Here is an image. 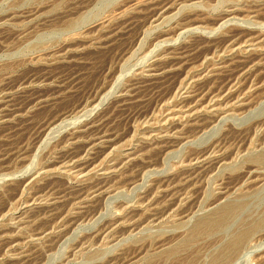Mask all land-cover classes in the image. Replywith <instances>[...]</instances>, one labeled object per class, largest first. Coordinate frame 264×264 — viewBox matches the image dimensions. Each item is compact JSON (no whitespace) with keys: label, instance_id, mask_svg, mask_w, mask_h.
I'll use <instances>...</instances> for the list:
<instances>
[{"label":"rangeland","instance_id":"obj_1","mask_svg":"<svg viewBox=\"0 0 264 264\" xmlns=\"http://www.w3.org/2000/svg\"><path fill=\"white\" fill-rule=\"evenodd\" d=\"M243 28L262 31L264 37V0H0V264H215L234 236L264 212V180H243L221 194L219 185L225 175L264 153V128L245 143L230 141L225 150L210 154L220 164L204 179L202 196L188 213L171 210L157 221L96 242L87 235L117 215L129 216L138 209L143 213L135 201L153 180L201 165L186 162L189 150L210 145L229 127L244 128L264 118V88L253 96L256 87L251 83L229 104L217 99L186 103L199 82L235 64L247 65L244 73L264 67V40L255 35L179 65L186 56L201 54L210 41ZM174 70L182 71L183 81L178 79V87L164 100L145 107L142 101L170 90ZM144 107L146 115H133ZM210 116L215 121L209 128L186 134L198 119ZM96 128L106 134L92 142ZM109 134L116 140L105 138ZM172 139L176 144H164ZM96 148L104 151L94 159ZM156 150L157 164L143 170L136 183L121 186L129 166L155 158ZM93 179H113L96 215L77 222L56 242L36 235L34 228L42 219L72 199L78 185ZM218 195L222 198L213 203ZM84 196L81 200H91ZM237 201H244L245 209L221 229L195 233L201 219L215 220L221 207ZM70 203L64 205L67 214L78 208L75 200ZM120 203L124 206L117 209ZM262 233L251 237L229 264H264V229ZM160 239L166 240L156 245ZM143 244L132 257L131 249Z\"/></svg>","mask_w":264,"mask_h":264},{"label":"bare ground","instance_id":"obj_2","mask_svg":"<svg viewBox=\"0 0 264 264\" xmlns=\"http://www.w3.org/2000/svg\"><path fill=\"white\" fill-rule=\"evenodd\" d=\"M135 1V0H134ZM150 1V0H148ZM155 1V0H154ZM160 1V0H159ZM167 1V0H166ZM191 1V0H190ZM193 1V0H192ZM165 2V1H164ZM170 2V1H169ZM172 2V1H171ZM162 3V2H161ZM132 4V3H131ZM156 4V2H155ZM173 4V3H172ZM161 5V4H160ZM169 5V4H168ZM155 6V5H154ZM192 6V5H191ZM151 7V5H150ZM171 7V6H170ZM174 7V5L172 6ZM171 7V8H172ZM262 7V6H261ZM154 8V7H153ZM259 9V8H258ZM158 11V10H157ZM156 11V12H157ZM172 11V10H171ZM260 11V10H259ZM257 11V12H259ZM263 12V10H261ZM260 11V12H261ZM160 12V11H159ZM259 12V13H260ZM261 12V13H262ZM169 13V12H168ZM239 13V12H238ZM241 13V12H240ZM165 13H163L164 16ZM255 14V12H254ZM257 14V13H256ZM157 15V14H156ZM226 15V14H225ZM228 15V14H227ZM162 16V17H163ZM201 16V15H200ZM198 16V17H200ZM221 16V15H220ZM194 17V16H193ZM197 17V18H198ZM261 17V16H260ZM259 17V18H260ZM220 18V17H219ZM221 20V19H220ZM193 22V21H192ZM216 22V21H215ZM196 23V21H195ZM193 24V23H192ZM196 29V28H195ZM180 31V30H179ZM240 33L239 34H231L228 35L220 40H214V41H210L208 46H206L205 48H203L202 52H200L201 54L195 56L194 54V58H192L193 56H186L185 58L181 59L178 61L179 65L182 62V64L185 62H189L192 61L191 59H201L202 56H206L209 53H213L216 52V50H218L219 47H225L228 48V43H238L241 41L242 38L246 37V36H252L255 35V39L258 40V38H261L263 32L262 31H258V30H253V29H249V28H243L240 29ZM165 32V31H164ZM239 32V31H238ZM160 34V33H159ZM263 37V36H262ZM220 38V37H219ZM248 38V37H247ZM245 38V39H247ZM264 40V37H263ZM262 40V41H263ZM136 41V40H135ZM255 41V40H253ZM251 40V42H253ZM200 42V41H199ZM244 43V42H243ZM241 44V43H240ZM238 43V45H240ZM197 45V43H196ZM194 45V46H196ZM226 45V46H225ZM233 45V44H232ZM262 46V45H261ZM201 47V46H200ZM234 47V46H233ZM191 48V47H190ZM197 48V47H195ZM188 49V48H187ZM198 49V48H197ZM196 49V50H197ZM231 49V48H229ZM184 50V49H182ZM195 50V49H194ZM195 50V51H196ZM228 50V49H227ZM222 51V49H221ZM188 52L189 51H185ZM192 52V51H191ZM199 52V51H198ZM219 52V51H218ZM217 52V53H218ZM183 54V52H182ZM198 54V53H197ZM263 54V53H262ZM261 54V55H262ZM252 56V54H251ZM254 56H258V55H254ZM180 57V56H179ZM249 57V56H248ZM247 57V58H248ZM179 59V58H178ZM177 59V60H178ZM207 59V58H206ZM194 60V61H195ZM205 60V59H202ZM257 60V59H256ZM259 60V59H258ZM201 61V60H200ZM263 61V60H262ZM233 62V61H232ZM173 63V62H172ZM195 63V62H194ZM231 63V62H230ZM235 63V62H234ZM248 63V62H247ZM246 63V64H247ZM253 63V62H252ZM251 63V64H252ZM181 64V65H182ZM189 64V63H188ZM262 64V63H260ZM167 65V64H166ZM170 65V63H169ZM168 65V66H169ZM250 65V64H249ZM171 66V65H170ZM185 66V65H184ZM247 65L245 64H235L232 67H230L229 69H226L222 72L221 75H217L212 79H207L205 81L199 82L196 85V90L194 91V95H192V99L191 100H187L186 103H194L195 104H199L201 105L202 103H205V101H213V99H217L223 101L224 105L225 104H229L231 100L233 99H237L238 97H240V95L246 91L248 88L247 86H249L248 84H250L251 86H255L254 88L256 89V91L254 93H250L251 95L254 96V94H256L258 91L263 90L264 88V71L263 72H259L261 69H263L264 67L259 69H254L253 71L251 69V71H248L245 73L243 72L244 70H246ZM254 66V65H253ZM259 66V64H258ZM174 67V66H173ZM178 68V66H177ZM183 68V67H182ZM228 68V67H227ZM175 69V67L173 68ZM172 69V70H173ZM179 69V68H178ZM224 69V68H223ZM249 69V68H248ZM162 71V70H161ZM182 72V71H181ZM178 70H174L172 73H170V77H172L173 82L172 87L170 88V90L165 91V89H162V91L160 92H156L154 97L152 98V100H146L142 101V103H144L145 107L146 105H150V103L152 102L154 104L157 102H161L162 100H164L167 96H169V94L171 93V91L177 86V81L179 79V77H181L183 75V73H181ZM219 72V71H218ZM243 72V73H242ZM164 74V73H163ZM162 74V75H163ZM168 74V72L166 73ZM216 74V73H215ZM213 75V74H212ZM204 76V75H203ZM163 77H166L165 75ZM207 77V76H206ZM209 77V76H208ZM213 77V76H212ZM203 78V77H202ZM171 79V80H172ZM181 79V78H180ZM179 79V80H180ZM206 79V78H205ZM162 80V79H161ZM160 80V81H161ZM164 80V79H163ZM182 80V79H181ZM183 81V80H182ZM180 81V84L181 82ZM168 83V82H167ZM161 84V83H159ZM158 84V85H159ZM179 84V85H180ZM136 85V84H135ZM195 86V85H194ZM193 86V87H194ZM251 86L249 88H251ZM134 87V86H133ZM142 87V86H141ZM140 87V88H141ZM162 87V86H161ZM178 87V86H177ZM167 88V87H166ZM192 88V87H191ZM258 88V89H257ZM136 89V88H134ZM155 89V88H154ZM179 89V88H178ZM252 89V88H251ZM164 90V91H163ZM135 93V90H133ZM133 92H131L130 94H132ZM189 93V95H190ZM244 96V95H243ZM250 96V95H249ZM253 96H250V98L252 99ZM132 97V96H131ZM130 97V99H131ZM134 97V96H133ZM128 98V97H125ZM124 98V99H125ZM136 98V96H135ZM249 98V99H250ZM248 99V98H247ZM246 99V100H247ZM123 100V99H121ZM245 100V101H246ZM119 104H120V100ZM117 101V102H118ZM132 101V100H131ZM138 101V100H137ZM148 101V102H147ZM235 101V100H234ZM239 101V100H237ZM250 101V100H249ZM122 102V101H121ZM128 102V101H127ZM182 103V102H181ZM192 103V104H193ZM218 103V102H217ZM232 103V101H231ZM236 103V102H235ZM241 103V102H240ZM243 103V102H242ZM245 103V102H244ZM251 103V102H250ZM152 104V105H153ZM183 104V103H182ZM191 104V105H192ZM207 104V102H206ZM221 104V103H220ZM219 104V105H220ZM234 104V103H233ZM237 104V103H236ZM118 105V104H117ZM126 106V104H124ZM141 105V104H140ZM139 105V106H140ZM217 105V106H219ZM223 105V106H224ZM128 106V105H127ZM137 106V105H136ZM194 106V105H192ZM203 106V105H202ZM207 106V105H206ZM216 106V107H217ZM230 106V105H229ZM244 106V105H243ZM113 106H111L112 108ZM119 107V106H118ZM141 108L139 111L134 112L133 115L135 117H141L144 116V114L146 115L147 113V109ZM152 107V106H151ZM185 107V106H184ZM183 107V108H184ZM188 107V106H187ZM186 107V108H187ZM198 107V106H196ZM121 108V107H120ZM126 108V107H125ZM124 108V110H125ZM153 108V107H152ZM214 108V107H212ZM225 108V107H224ZM220 109V108H219ZM231 109V108H230ZM150 110V109H149ZM192 110V109H191ZM122 111V110H121ZM120 111V112H121ZM195 111V110H194ZM124 112V111H122ZM128 112V111H127ZM192 112V111H191ZM119 113V112H118ZM126 113V112H124ZM69 114V113H68ZM106 114V113H105ZM131 114V113H130ZM207 114V113H206ZM67 115V114H66ZM101 115V114H100ZM203 115V114H202ZM216 115V114H215ZM108 116V114L106 115V117ZM201 116V115H200ZM199 116V117H200ZM203 116H206L205 114ZM97 117V116H96ZM112 117V116H111ZM133 117V116H132ZM134 117V118H135ZM146 117V116H145ZM98 118V117H97ZM128 118V117H127ZM143 118V117H142ZM103 119V118H102ZM197 119V118H194ZM193 119V120H194ZM60 120V119H59ZM112 120V119H111ZM191 121V120H190ZM215 121L214 117H203L201 119H198V122L196 124H194V126L191 128V130H189L186 134L190 133L189 135H196L197 133L209 128V126ZM94 120H93V124H94ZM100 122V121H99ZM196 122V121H195ZM88 123V122H87ZM98 123V122H97ZM104 123V122H102ZM101 123V125H102ZM194 123V122H193ZM192 123V124H193ZM91 123V126L93 125ZM87 125V124H86ZM85 125V126H86ZM99 125V124H98ZM109 125V124H108ZM90 126V125H89ZM96 126V125H95ZM107 126V125H106ZM111 127V126H110ZM180 127V126H179ZM191 127V126H189ZM84 127H82L83 129ZM87 128V127H86ZM259 128H264V118H261L257 121H255L254 123L250 124L247 127L244 128H233V127H229L225 132H223V134L215 141H213L210 145L205 146L204 148L201 149H191L188 151L187 155H186V162L188 161L189 163L194 162H199L202 163L199 166H195L194 167H189L188 170H184L182 173L179 172V174H174L172 176H166V177H161L157 180H153L152 183L150 184V186L140 195H138L137 200L135 201V203L138 205V207H143L142 210L144 211L143 213L138 212V210H135L133 212L130 211V215H126V216H115L109 220H106L105 222H103L98 228L97 230L92 234H90L89 236L87 235V237L93 241H98L101 237H105L106 235L109 234V236H112L114 233H121V232H125L126 230H134L137 229L139 226H141L143 223H145L146 221L150 220V221H157L158 219L162 218L166 213L170 212L171 210H176V213L178 211V214H184V213H188L189 211H191L198 203L199 198L202 196V189H203V182L204 179L209 175V173H211L215 167L217 166V164L219 163V161L217 160H212L209 159L210 154L217 148H224L227 146V144L230 141H236L237 139H240L241 143H245V141H247L248 139H250L251 134L255 133V131ZM101 128H96L93 131H98L95 135V138L92 140V142H94L95 140H97L98 138H103L104 135L106 134L103 131L100 132ZM105 129V128H104ZM114 129V128H113ZM170 129V128H169ZM188 130V129H187ZM84 131V130H83ZM90 132V131H89ZM110 132V130H109ZM108 132V133H109ZM186 132V131H185ZM83 133V132H82ZM81 134V132L79 133ZM102 134V136H101ZM185 134V135H186ZM110 136L105 138H110L112 141L116 140L115 138H113V134H109ZM187 137H190V136ZM254 135V134H253ZM116 136V135H115ZM39 137V135H38ZM89 137V136H88ZM91 137V138H92ZM37 138V137H36ZM76 138V137H75ZM74 139V138H73ZM118 139V138H117ZM39 140V139H38ZM91 140V139H90ZM167 140V139H166ZM169 140V139H168ZM171 140V139H170ZM173 140V139H172ZM177 140V139H176ZM260 140V139H259ZM119 141V140H118ZM161 141V140H160ZM172 142V143H171ZM233 142V144H234ZM249 142V141H248ZM91 143V142H90ZM106 143V141H105ZM174 142L173 141H167L164 144L166 146H171ZM113 144V142H112ZM110 144V145H112ZM163 144V145H164ZM176 144V143H175ZM247 144V142H246ZM86 145V143L84 144ZM96 145V144H95ZM239 145V144H238ZM98 146V143H97ZM109 146V145H108ZM232 146V145H230ZM85 147V146H84ZM99 147V146H98ZM101 147V146H100ZM170 148V147H169ZM231 148V147H230ZM241 148V146H240ZM166 148H164L162 151H164ZM168 149V148H167ZM160 150V149H159ZM159 150H156L155 154L153 156H155V158L149 157V159H145L142 161H137L136 163L132 164L129 166V171H127V175L123 176V179L120 181V185L123 184L124 186H128L131 184L136 183L141 175V172H143V170H145L148 167H152L155 164H157V161L155 160L156 157H158L159 155ZM225 150V148H224ZM228 150V149H227ZM103 149L102 148H96L95 150V158L96 156H98L99 154L103 153ZM160 151V153L162 152ZM221 152V150H220ZM81 153V152H80ZM163 153V152H162ZM231 150L230 152H228L227 154H224L225 156L223 157L226 161L227 158H229V156L231 155ZM259 153V152H258ZM219 154V153H218ZM71 157V156H70ZM147 157V156H146ZM99 158V157H98ZM220 158V157H218ZM222 158V159H223ZM80 159V158H79ZM78 159V160H79ZM217 159V158H215ZM251 159L248 165L246 166H242L243 168H238V170H236V172L234 174H228L225 175L222 178L220 185V189L222 192L223 191H228L231 188L236 187L237 185H239L243 180L245 182H247L248 180L251 179V182H255L258 179L264 180V153H260L257 155H254ZM62 160V159H61ZM81 161V160H79ZM183 161V159H182ZM184 162V161H183ZM187 162V163H188ZM90 163V162H89ZM186 163V164H187ZM244 163V162H243ZM83 165V163H80ZM122 164V163H121ZM124 164V163H123ZM220 164V163H219ZM245 164V163H244ZM119 166V165H118ZM126 166V164H125ZM189 166V165H188ZM80 167V166H78ZM82 168V167H81ZM80 168V169H81ZM122 173V172H121ZM115 176V175H114ZM119 176V175H118ZM117 176V177H118ZM112 177V176H111ZM103 178V177H102ZM105 178V177H104ZM116 178V177H115ZM113 178V179H115ZM121 178V177H120ZM106 179V178H105ZM113 179L111 180H100V179H96L94 181H92L89 184H86L84 186H79L78 188L76 187L75 191L73 192V195H75L72 199H68L65 200L64 202H62V204L59 205V207H57V209L59 211H56L54 214L50 215L49 218H45L42 219L41 222L34 228V231L36 232V235H48V237L50 238V242H56V240H60L63 236H66V234L69 233V231L71 230V228L78 222L88 219L90 217H93L94 215H96L102 205V197L104 196V194L106 193V190H108V188H106V186L113 181ZM253 179V180H252ZM92 180V179H91ZM243 181V182H244ZM21 184L22 180H20ZM19 182V183H20ZM116 182V181H115ZM242 182V183H243ZM66 184V183H65ZM113 184V183H112ZM244 184V183H243ZM118 186V184H116ZM115 185V186H116ZM242 185V184H241ZM65 186V185H64ZM111 186V185H110ZM122 186V185H121ZM19 187V186H18ZM75 187V186H74ZM112 188V187H111ZM20 189V188H19ZM110 189V188H109ZM68 190V189H66ZM65 190V191H66ZM64 191V192H65ZM226 191V192H227ZM111 193V192H110ZM68 194V193H67ZM90 194V195H89ZM62 195V194H61ZM59 195V196H61ZM72 195V194H71ZM70 195V196H71ZM84 195H87L88 197L91 198V200L89 202L87 201H83L81 199H84ZM107 195V194H105ZM84 196V197H82ZM89 198V199H90ZM219 198L222 197H218L216 196V199L213 201V203H216V201L219 200ZM72 200H75L77 202V206L78 208L77 211L73 214H67V210L64 211V205H68ZM85 200V199H84ZM74 202V201H73ZM53 203V202H52ZM58 204V203H57ZM71 204V203H70ZM73 204V203H72ZM76 204V203H75ZM212 204V202L210 203ZM55 206V205H54ZM122 205L121 203L118 204V206L116 205V208L122 209ZM134 206V205H132ZM50 207H52L50 205ZM62 207V209H61ZM74 207V206H73ZM137 207V206H136ZM137 207V208H138ZM246 207V203L244 201H237V202H233V203H227L225 204L223 207H221V209L219 210V217L215 220H209L204 218L203 220L201 219L200 224H198L196 226V232L198 235L202 234H208L211 233L213 231H218L219 229H221L226 222L228 221L229 218H231L232 216H235L236 214H238L239 212H243V210ZM48 208V207H47ZM69 208V207H68ZM134 208V207H132ZM46 209V207H45ZM55 208L51 209V211H53ZM44 210V209H43ZM45 211V210H44ZM43 211V212H44ZM70 211V210H69ZM120 211V210H119ZM127 211V210H126ZM39 212H42L39 211ZM42 212V213H43ZM49 212V211H48ZM47 212V213H48ZM51 213V212H50ZM123 213V212H122ZM121 213V215H122ZM2 214H0L1 216ZM43 216V215H42ZM38 219V218H37ZM129 220V223H127V221ZM34 222V221H33ZM32 222V223H33ZM15 227V226H14ZM55 229H57L58 231H55ZM264 229V212L261 214V216H259L257 219L255 218V220L253 221V223H251L248 227L244 228L242 231H240L236 236H234V238L226 245V251L221 253L220 255H217L214 258V263L215 264H229L231 262V260L233 259V257L240 251V249H242L244 247V245L247 243V241H249V239L251 237H253L255 234L260 232V237H262L263 233L262 230ZM11 230V229H10ZM51 230H53V232H51ZM131 231V230H130ZM17 236V235H16ZM16 238V237H15ZM16 240H19L16 239ZM15 240V241H16ZM85 240V239H84ZM166 239H160L157 241L156 245L164 242ZM83 241V240H82ZM77 244V243H76ZM50 246V245H49ZM48 246V247H49ZM78 246V244H77ZM47 247V248H48ZM51 247V246H50ZM146 246L140 245L139 247H136L135 249H131L133 250L132 252V257L136 256L137 254H139L141 252L142 249H144ZM54 249V248H53ZM11 250V249H10ZM130 251H127V253ZM126 255V254H125ZM128 255V254H127ZM131 256V255H130ZM27 258V257H26ZM23 259V258H22ZM118 259V258H117ZM120 259V257H119ZM123 260H125V257L123 256L122 258ZM121 259V260H122ZM115 260V259H114ZM127 260H125L123 263H125ZM10 262V261H9ZM8 264H16L13 262H10Z\"/></svg>","mask_w":264,"mask_h":264}]
</instances>
